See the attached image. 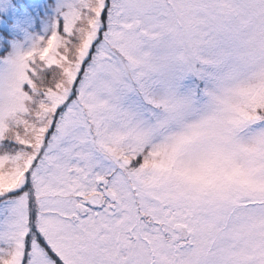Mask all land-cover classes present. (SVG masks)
Returning a JSON list of instances; mask_svg holds the SVG:
<instances>
[{"label":"snow or ice","instance_id":"1","mask_svg":"<svg viewBox=\"0 0 264 264\" xmlns=\"http://www.w3.org/2000/svg\"><path fill=\"white\" fill-rule=\"evenodd\" d=\"M0 264H264V0H0Z\"/></svg>","mask_w":264,"mask_h":264}]
</instances>
